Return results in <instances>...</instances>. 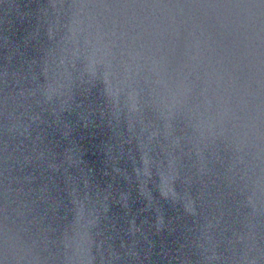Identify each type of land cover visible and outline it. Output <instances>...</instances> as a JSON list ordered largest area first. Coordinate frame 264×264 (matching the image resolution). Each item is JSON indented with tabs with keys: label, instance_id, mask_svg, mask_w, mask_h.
I'll return each instance as SVG.
<instances>
[{
	"label": "water",
	"instance_id": "water-1",
	"mask_svg": "<svg viewBox=\"0 0 264 264\" xmlns=\"http://www.w3.org/2000/svg\"><path fill=\"white\" fill-rule=\"evenodd\" d=\"M0 264H264V0H0Z\"/></svg>",
	"mask_w": 264,
	"mask_h": 264
}]
</instances>
